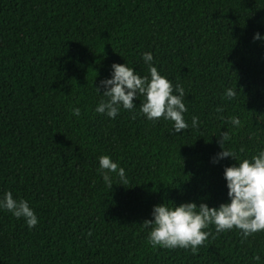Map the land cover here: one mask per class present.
Instances as JSON below:
<instances>
[{
	"label": "trees",
	"instance_id": "1",
	"mask_svg": "<svg viewBox=\"0 0 264 264\" xmlns=\"http://www.w3.org/2000/svg\"><path fill=\"white\" fill-rule=\"evenodd\" d=\"M144 53L183 86L188 130L149 121L139 95L116 118L95 111L113 64L150 78ZM227 131L238 160L264 151V0H0V200L11 191L38 218L0 208V264H264V231L210 226L193 254L153 248L143 226L158 205L231 202L224 171L239 161L214 162ZM103 155L127 185L106 186Z\"/></svg>",
	"mask_w": 264,
	"mask_h": 264
},
{
	"label": "clouds",
	"instance_id": "2",
	"mask_svg": "<svg viewBox=\"0 0 264 264\" xmlns=\"http://www.w3.org/2000/svg\"><path fill=\"white\" fill-rule=\"evenodd\" d=\"M259 33H256L253 40H261ZM143 60L149 65V76L141 77L134 68L128 65L113 64V74L111 79L100 82L101 87L106 91L95 109L97 113L105 114L109 118H116L121 110H133L134 99L139 96L144 97L140 112L152 122L160 119L170 120L174 123L173 132L180 133L188 130L189 125L184 118V113L188 111L184 103L185 90L182 85L173 83L162 76L155 66H152L153 56L151 53H144ZM100 92V88H96ZM225 95L235 98L237 91L229 88ZM217 112H222V108H217ZM72 114L79 117L81 110L73 108ZM220 119H224L223 116ZM229 123L234 126H241L238 117H230ZM199 125L198 117H192V127ZM221 135L220 146L223 149L214 158L218 159L232 157L239 161V166L225 168L224 176L227 181L228 196L231 202L221 204L217 208H209L207 204L185 203L178 207L170 208L166 204L155 206L152 212L154 220H145L143 226L151 228L148 243L153 247L167 249L182 248L190 249L193 254H197L199 248L206 245L211 231H206L210 226L215 227V233L238 229L244 238L264 231V151L254 155L251 160H238L235 152L224 147L225 142L231 139L229 132ZM243 152V149L240 150ZM99 171L104 183L111 189L113 185L111 174L115 173L120 180V184L127 185L128 179L125 169L117 162H113L110 156L99 157ZM0 208L10 212L16 218H23L29 228H33L38 223V218L29 202L24 199H14L12 192L4 194L0 200ZM213 238H215L213 236ZM254 259L259 260V256Z\"/></svg>",
	"mask_w": 264,
	"mask_h": 264
}]
</instances>
